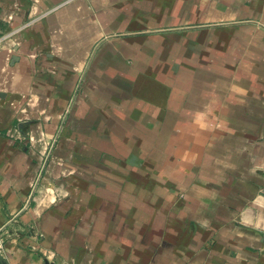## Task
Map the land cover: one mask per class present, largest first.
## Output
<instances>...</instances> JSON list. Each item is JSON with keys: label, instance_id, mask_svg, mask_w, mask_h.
<instances>
[{"label": "crops", "instance_id": "obj_1", "mask_svg": "<svg viewBox=\"0 0 264 264\" xmlns=\"http://www.w3.org/2000/svg\"><path fill=\"white\" fill-rule=\"evenodd\" d=\"M0 38V264H264V0H0Z\"/></svg>", "mask_w": 264, "mask_h": 264}, {"label": "built area", "instance_id": "obj_2", "mask_svg": "<svg viewBox=\"0 0 264 264\" xmlns=\"http://www.w3.org/2000/svg\"><path fill=\"white\" fill-rule=\"evenodd\" d=\"M0 40H1V38H0ZM3 243H4V238L0 237V250H1L2 246H3ZM45 256L47 258H51L52 260H54L56 258V254L54 252H52V251H49L48 253H46ZM52 264H55V263L52 262Z\"/></svg>", "mask_w": 264, "mask_h": 264}]
</instances>
